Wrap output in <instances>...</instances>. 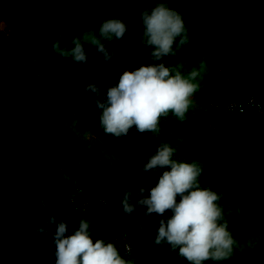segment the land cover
Wrapping results in <instances>:
<instances>
[{"label":"trees","instance_id":"trees-1","mask_svg":"<svg viewBox=\"0 0 264 264\" xmlns=\"http://www.w3.org/2000/svg\"><path fill=\"white\" fill-rule=\"evenodd\" d=\"M151 6L149 0H0V264H56L54 232L62 219L66 235L78 229L79 219L87 220L93 241L113 243L130 264H189L178 249L155 243L159 221L171 210L145 217L146 206L131 215L122 209L127 187L135 203L139 188L148 196L165 170L141 172L161 142L175 149L174 160L201 164L199 185L221 197L217 204L224 217L237 221L246 210H264V115L227 110L252 96L264 103V0H170L188 39L177 48V38L175 55L164 63L182 66L185 77L199 72L185 118L161 117L158 135L133 126L117 138L90 127L111 152L114 167L105 159L96 176L63 163L74 153L66 123L79 119L89 125L97 111L95 94L73 92L70 80L98 70L103 99L125 70L152 64V48L143 47L140 34V14ZM107 18L127 25L121 40L101 41L110 51L118 49L110 60L97 51L87 52V65L60 55L65 51L55 38L60 29L68 27L80 41L89 33L99 38ZM57 41L60 51L53 49ZM211 104L216 108L209 109ZM51 216L56 221L50 225Z\"/></svg>","mask_w":264,"mask_h":264},{"label":"clouds","instance_id":"clouds-1","mask_svg":"<svg viewBox=\"0 0 264 264\" xmlns=\"http://www.w3.org/2000/svg\"><path fill=\"white\" fill-rule=\"evenodd\" d=\"M149 3L152 6L143 9L140 14L143 26L140 34L144 39L143 47L152 48L149 53L152 64L142 65L135 71L125 70L118 84L107 87L103 99L95 83L87 84L84 89L97 97L95 103L101 113L100 125L105 134L113 137L126 136L133 126L142 134L152 132L158 135L160 118L172 113L182 121L191 106V97L198 90V85L192 82L199 75L196 69L185 77L179 70L182 66H167L164 63L166 57L175 55L173 46L177 38V48L187 42V29L181 14L169 7L170 0H149ZM126 31L124 21L107 18L101 22L99 38L91 36L90 43L88 36L83 38L108 61L118 49L110 51L105 42L113 41V36L116 41L121 40ZM72 40L75 47L70 53L60 51L58 41L53 43V49L60 51L61 56L71 55L72 61L86 63L87 53L85 43L80 42L81 36ZM174 152L170 144H159L141 172L165 170L148 196H144V187L139 188L136 195L141 198L135 203L131 200L133 189L127 187L122 194L123 212L131 215L137 207L146 206L145 217L153 213L163 217L167 210H171L170 217L159 221L154 237L156 244L163 242L172 250L178 249L179 256L189 264L229 259L238 242L228 230L223 209L217 204L221 197L210 189L200 187L198 177L203 168L199 162H178L172 158ZM55 221L56 217L51 216L47 222L51 225ZM78 224L73 234L66 235L68 224L63 219L58 223L53 240L56 264H130L120 256L113 243H105L103 239L93 241L87 220L79 219ZM50 230L36 229L38 233L45 234ZM249 246H254L251 241Z\"/></svg>","mask_w":264,"mask_h":264},{"label":"crops","instance_id":"crops-1","mask_svg":"<svg viewBox=\"0 0 264 264\" xmlns=\"http://www.w3.org/2000/svg\"><path fill=\"white\" fill-rule=\"evenodd\" d=\"M84 64L87 65V62ZM100 73L101 72L98 70H93V73L89 75L83 73L81 80L71 79L70 83L74 85L72 89L73 92L78 94L85 93V86L93 82L97 84L95 79L99 77ZM88 78L91 81H87ZM67 90L72 91L69 88ZM76 112L77 111H73L71 114L76 116ZM100 114L101 113L97 110L94 117H91V119L89 117V125L84 124L79 119L71 120L69 124L66 123V126L69 127L71 132L69 141L73 144L72 149L74 153H68L63 163L68 162L72 166L76 164V169L79 170L80 174L88 170L90 174L97 176V173L94 171H98L104 166L103 161L105 159L109 162L107 164L109 169L115 165L111 152L94 134L93 130L90 129V127H101L99 121ZM65 176H70V174ZM107 202L108 199L105 198L104 203ZM225 219L228 222V230L238 242V246L234 249L233 255L229 259L222 260V263L264 264V210H246L240 215L237 221H233L235 219L232 220L229 217H225ZM249 241H251L254 246L250 247Z\"/></svg>","mask_w":264,"mask_h":264},{"label":"built area","instance_id":"built-area-1","mask_svg":"<svg viewBox=\"0 0 264 264\" xmlns=\"http://www.w3.org/2000/svg\"><path fill=\"white\" fill-rule=\"evenodd\" d=\"M216 108L214 104L209 106V109ZM227 110L233 114L241 115H264V103L255 96L247 97L241 102H232L227 106ZM126 250L131 251L130 245L126 244Z\"/></svg>","mask_w":264,"mask_h":264},{"label":"rangeland","instance_id":"rangeland-1","mask_svg":"<svg viewBox=\"0 0 264 264\" xmlns=\"http://www.w3.org/2000/svg\"><path fill=\"white\" fill-rule=\"evenodd\" d=\"M3 29L5 30L6 27L3 26ZM93 35H94L93 33H89V34L86 35V36L89 37V40H88L89 43H90V37L93 36ZM55 38L60 42V45H61L60 47H63V48L65 49V51H66V48H68L67 50H68L69 53L71 52L72 48L75 47V45H74V43H73V40H72V39H74V38H73V32H72V30L69 29L68 27H64V28L60 29V30L57 32V35L55 36ZM80 42L83 44V43H85V40L83 39V40L80 41ZM84 49H85L86 53H87V52L97 51L96 48H95L94 46L89 45V44H87V43L84 44ZM68 56H69V55H68ZM70 56H71V55H70ZM71 57H72V56H71ZM72 58H73V57H72ZM88 58H89V57L87 56V59H88ZM95 59H96V62L99 64V61H97V60H98V57H95ZM94 67H96V66L94 65Z\"/></svg>","mask_w":264,"mask_h":264}]
</instances>
